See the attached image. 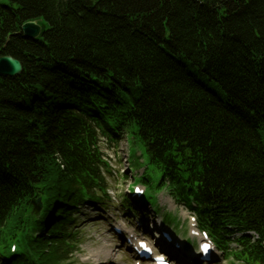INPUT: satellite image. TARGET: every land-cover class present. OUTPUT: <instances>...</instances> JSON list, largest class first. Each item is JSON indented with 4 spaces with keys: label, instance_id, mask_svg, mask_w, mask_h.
I'll use <instances>...</instances> for the list:
<instances>
[{
    "label": "trees",
    "instance_id": "1",
    "mask_svg": "<svg viewBox=\"0 0 264 264\" xmlns=\"http://www.w3.org/2000/svg\"><path fill=\"white\" fill-rule=\"evenodd\" d=\"M7 1L0 58L24 71L0 77V257L19 240L13 264L70 262L83 187L110 199L97 126L114 123L205 218L256 232L240 259L264 264V0Z\"/></svg>",
    "mask_w": 264,
    "mask_h": 264
},
{
    "label": "rangeland",
    "instance_id": "2",
    "mask_svg": "<svg viewBox=\"0 0 264 264\" xmlns=\"http://www.w3.org/2000/svg\"><path fill=\"white\" fill-rule=\"evenodd\" d=\"M2 1L4 2V4H8L7 0ZM45 25H47V23H45ZM188 67L191 71H194L191 66L188 65ZM200 79L201 81L206 83L210 87V89L214 90L220 96L221 99H226V95L220 87H218L216 84L208 83L205 79L201 77ZM127 146L128 145H126V142H122L120 148L122 149V151H120V158L122 161L126 159ZM130 147L132 153L130 156V161L133 164L134 168L144 169L146 167L145 163L147 162L145 148L142 147L138 150L135 146H133V144H131ZM113 149V147L110 148L107 145L103 146L104 153L112 157L113 159V171L116 172L119 169L121 173H124L125 171H127L128 167L126 164H123V166H120V164H118V148H116L118 156L114 154ZM137 152H140L143 155L145 163L141 161V158L139 157ZM160 172V170H153V168L151 167L148 171V173L152 174V178L154 179L151 188L153 203H155L154 196L156 197L159 194V189L157 188V185L159 184L160 180ZM107 180L109 183V190L112 195L111 199L113 201L109 212L116 214L117 211H119L120 205L122 203L121 201L122 196L124 195V189L126 190L128 188L129 183L124 184L123 182H121L120 184H117L116 181L118 180V178L113 179L112 177H109V179ZM172 206L173 210L176 211L182 217L180 208L174 205L173 203ZM168 221L176 223L177 219L174 216H169ZM78 228L80 229L79 232L81 233L80 244L76 252L74 251V255L71 256V261L68 264H130L129 258L123 253V251L119 249L120 243L112 239V236L109 233V230L105 225L104 220L102 219V214H100L99 211H96L95 209H91L89 207L84 208L80 219H78Z\"/></svg>",
    "mask_w": 264,
    "mask_h": 264
},
{
    "label": "water",
    "instance_id": "3",
    "mask_svg": "<svg viewBox=\"0 0 264 264\" xmlns=\"http://www.w3.org/2000/svg\"><path fill=\"white\" fill-rule=\"evenodd\" d=\"M43 20L30 21L22 26V32L25 37L30 39H39L42 34ZM23 72V65L20 61L13 57L0 58V76L2 77H16Z\"/></svg>",
    "mask_w": 264,
    "mask_h": 264
},
{
    "label": "bare ground",
    "instance_id": "4",
    "mask_svg": "<svg viewBox=\"0 0 264 264\" xmlns=\"http://www.w3.org/2000/svg\"><path fill=\"white\" fill-rule=\"evenodd\" d=\"M96 256V255H95Z\"/></svg>",
    "mask_w": 264,
    "mask_h": 264
}]
</instances>
